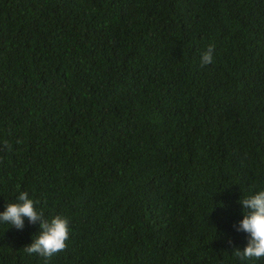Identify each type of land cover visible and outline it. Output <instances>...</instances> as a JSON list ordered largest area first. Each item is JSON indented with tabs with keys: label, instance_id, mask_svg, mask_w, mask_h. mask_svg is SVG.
Instances as JSON below:
<instances>
[{
	"label": "trees",
	"instance_id": "16d2710c",
	"mask_svg": "<svg viewBox=\"0 0 264 264\" xmlns=\"http://www.w3.org/2000/svg\"><path fill=\"white\" fill-rule=\"evenodd\" d=\"M261 190L264 0H0V213L69 220L47 264H264ZM39 231L0 223V264Z\"/></svg>",
	"mask_w": 264,
	"mask_h": 264
},
{
	"label": "clouds",
	"instance_id": "9594fccd",
	"mask_svg": "<svg viewBox=\"0 0 264 264\" xmlns=\"http://www.w3.org/2000/svg\"><path fill=\"white\" fill-rule=\"evenodd\" d=\"M214 45H209L201 54L200 64L206 66L212 63ZM16 203H9L0 213V223H6L22 230L24 220L29 224H39L40 231L32 243L24 247L28 254H36L44 259L45 264L53 256L66 249V241L69 239V220L61 216H55L50 221L44 217L42 210H37L39 201L30 199L27 192H21ZM243 218L237 232L248 235V241L243 250H235V256L241 260L264 258V190L240 199Z\"/></svg>",
	"mask_w": 264,
	"mask_h": 264
}]
</instances>
